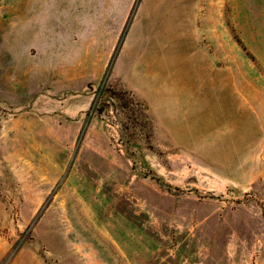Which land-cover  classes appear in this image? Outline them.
<instances>
[{"label": "rangeland", "instance_id": "obj_1", "mask_svg": "<svg viewBox=\"0 0 264 264\" xmlns=\"http://www.w3.org/2000/svg\"><path fill=\"white\" fill-rule=\"evenodd\" d=\"M43 6L0 0V264H264V68L237 36L184 110L167 51L51 33Z\"/></svg>", "mask_w": 264, "mask_h": 264}, {"label": "crops", "instance_id": "obj_2", "mask_svg": "<svg viewBox=\"0 0 264 264\" xmlns=\"http://www.w3.org/2000/svg\"><path fill=\"white\" fill-rule=\"evenodd\" d=\"M41 1L47 2L42 11L47 10L43 14L49 20L43 23L54 28L51 33L63 34L70 21L73 35H94L101 26L108 40L113 33L116 39L120 37V45L108 41L106 49L167 51L169 80L179 83L175 90L170 86L168 92L186 93L183 99L175 97L178 102L183 100L184 110L192 108L191 97L207 101L208 93H221L219 85L225 77L217 72L218 60L223 61L226 48L234 47L227 41L229 37L240 48L234 40L236 35L254 57L255 64L245 59L252 65L250 69L256 70L257 65L264 68V0H72L71 17L61 14L62 3L68 0ZM226 6L231 8L227 19ZM131 34H136V41L130 46L127 36ZM239 80L242 93H257L256 75H243ZM207 106L202 101L194 105V123L203 125L196 118L202 117Z\"/></svg>", "mask_w": 264, "mask_h": 264}]
</instances>
